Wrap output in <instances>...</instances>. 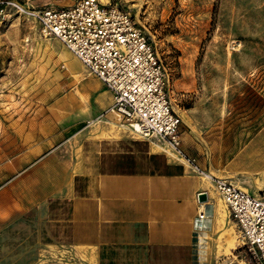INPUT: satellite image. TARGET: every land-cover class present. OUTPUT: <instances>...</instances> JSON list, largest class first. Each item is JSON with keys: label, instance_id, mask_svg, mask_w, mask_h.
<instances>
[{"label": "rangeland", "instance_id": "obj_1", "mask_svg": "<svg viewBox=\"0 0 264 264\" xmlns=\"http://www.w3.org/2000/svg\"><path fill=\"white\" fill-rule=\"evenodd\" d=\"M0 1L41 10L66 7L74 0ZM100 1L128 11L148 37L165 67L187 153L207 172L264 198V0ZM66 51L58 41L44 38L38 24L25 13L3 9L0 168L16 169V174L10 177L8 191L0 192V243L17 227L15 240L10 238L5 244L18 245L20 251H3L0 256L9 257L6 260L13 264H92L88 257L61 243L57 235L51 236L52 245H43L42 205L46 200L58 202L60 196L55 195L60 192L44 187V160L40 157L47 142L44 137L60 146L63 127L53 126L46 109L73 86L65 64L72 58L66 59ZM76 144L71 139L57 150L53 157L57 165L68 158L64 149L74 150ZM72 158L74 162L78 159ZM229 219L228 230L236 246L226 252L225 259H236L232 264H259ZM22 223H31L34 238L19 228Z\"/></svg>", "mask_w": 264, "mask_h": 264}, {"label": "crops", "instance_id": "obj_2", "mask_svg": "<svg viewBox=\"0 0 264 264\" xmlns=\"http://www.w3.org/2000/svg\"><path fill=\"white\" fill-rule=\"evenodd\" d=\"M72 58L75 67L65 64L73 86L46 109L53 126L63 127V137L60 146L44 137L47 142L40 157L44 160V187L60 192L55 195L60 196L58 202L46 200L42 205L43 245H52L51 236L57 235L61 243L88 257L92 264L236 261L225 259L236 245L228 230V213L212 195L211 182L193 174L164 145L133 134L115 115L106 113L112 104L111 93ZM71 139L77 140L76 149L66 147L68 158L57 165L55 153ZM186 148L182 139V149L192 157ZM72 156L78 159L74 162ZM7 169L0 168V192L8 191L10 177L16 174V169ZM200 193H205V202H199ZM201 211L205 212L203 220L198 219ZM18 226L33 237L31 223ZM16 228L5 243L15 240ZM5 243H0V253L20 251L17 244L8 245L9 249ZM8 258L0 256V261L13 264Z\"/></svg>", "mask_w": 264, "mask_h": 264}, {"label": "built area", "instance_id": "obj_3", "mask_svg": "<svg viewBox=\"0 0 264 264\" xmlns=\"http://www.w3.org/2000/svg\"><path fill=\"white\" fill-rule=\"evenodd\" d=\"M9 7L25 13L44 38L61 43L87 75L106 87L112 96L106 113L115 115L133 134L164 145L193 174L211 182L243 245L264 264V198L212 176L184 152L181 119L172 107L165 67L130 13L100 0H74L66 7L41 10L0 1V25L3 9ZM204 213L198 219H205Z\"/></svg>", "mask_w": 264, "mask_h": 264}, {"label": "bare ground", "instance_id": "obj_4", "mask_svg": "<svg viewBox=\"0 0 264 264\" xmlns=\"http://www.w3.org/2000/svg\"><path fill=\"white\" fill-rule=\"evenodd\" d=\"M104 1V0H103ZM105 3V2H104ZM66 56H67V58H69L70 60H71V58H72V56H71V54L69 53V54H67L66 53ZM77 65V63L74 61V59L72 58V61H70V67H75ZM68 69V68H67ZM208 181V180H207ZM207 186V185H206ZM213 193V192H212ZM213 195V194H212ZM215 196V195H214ZM210 197V196H209ZM220 199V198H219ZM219 203V202H218ZM216 205V204H215ZM220 205V204H219ZM223 206V205H222ZM225 209V208H224ZM220 210V209H219ZM216 211H217V209H216ZM215 212V211H214ZM223 212V211H222ZM215 214H216V212H215ZM214 214V215H215ZM217 215V214H216ZM215 218V217H214ZM225 218V217H224ZM217 221H219V220H217ZM216 222V221H215ZM215 225H216V223H215ZM231 233V232H230ZM223 235V234H222ZM233 235V234H232ZM231 235V236H232ZM222 239V238H221ZM233 240V239H232ZM238 242V241H237ZM231 245V244H230Z\"/></svg>", "mask_w": 264, "mask_h": 264}, {"label": "water", "instance_id": "obj_5", "mask_svg": "<svg viewBox=\"0 0 264 264\" xmlns=\"http://www.w3.org/2000/svg\"><path fill=\"white\" fill-rule=\"evenodd\" d=\"M198 200H199V202H205L206 201V195H205V193H200L199 195H198Z\"/></svg>", "mask_w": 264, "mask_h": 264}]
</instances>
